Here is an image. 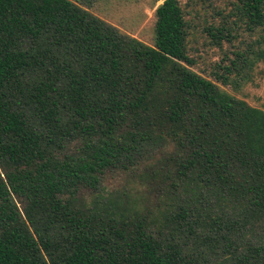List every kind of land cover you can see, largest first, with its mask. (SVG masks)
<instances>
[{"label":"trees","instance_id":"16d2710c","mask_svg":"<svg viewBox=\"0 0 264 264\" xmlns=\"http://www.w3.org/2000/svg\"><path fill=\"white\" fill-rule=\"evenodd\" d=\"M153 1L148 45L0 0V264H264V111L221 87L264 64V0Z\"/></svg>","mask_w":264,"mask_h":264},{"label":"rangeland","instance_id":"374dc122","mask_svg":"<svg viewBox=\"0 0 264 264\" xmlns=\"http://www.w3.org/2000/svg\"><path fill=\"white\" fill-rule=\"evenodd\" d=\"M82 8L88 10L131 38L143 44L152 43L155 23L154 7L160 1L153 0H82ZM188 0H178L183 6ZM221 3V0H216ZM191 53L194 66L191 70L201 74H208L210 66L221 56L220 50L207 45L199 29H194L190 38ZM227 46L224 45V48ZM228 94L243 100L247 105L258 107L264 111V64L259 63L254 70V77L250 84L243 87L238 93L232 92L228 87L221 86Z\"/></svg>","mask_w":264,"mask_h":264}]
</instances>
